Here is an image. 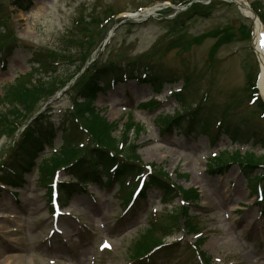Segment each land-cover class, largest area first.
Masks as SVG:
<instances>
[{"label":"rangeland","instance_id":"rangeland-1","mask_svg":"<svg viewBox=\"0 0 264 264\" xmlns=\"http://www.w3.org/2000/svg\"><path fill=\"white\" fill-rule=\"evenodd\" d=\"M10 1L0 0V16L6 23L0 33L5 61H0V101L9 85L26 79L21 77L30 72L35 49L61 51L70 45L63 40H72L73 53H77L79 44L96 33L94 41L99 50L108 30L128 12L148 7L152 1L157 3L39 0L30 12H25L15 10ZM247 1L264 5V0ZM161 4L168 3L158 2L155 6ZM209 7L208 18L194 17L176 31L164 22L177 12L173 8L165 18L158 15L139 23L127 20L108 45L104 61H139L150 56L160 63L168 78L162 81L160 94L153 93L148 84L128 82L101 94L94 107L106 123L113 124L114 136L121 139L128 134V141L144 166H151L152 172L169 173L187 192L197 190L199 206H188L197 226L192 233L198 231L201 235L200 251L209 264H264V201L250 192L249 180L239 165L226 168L224 174L210 170V160L219 153L239 151L264 156V118L257 104L249 107L250 77H256L260 66L252 36L246 37L244 28L253 32L254 22L243 17L235 4L213 0ZM112 13L120 14L102 28L99 22ZM186 77L191 79L189 86ZM181 89L188 105L198 104L201 108L199 124L191 130H163L159 122L162 114L182 112L179 98L173 96ZM259 93L264 101V93ZM59 98L49 103L46 112L55 121L60 120V111L67 115L73 106L68 94ZM152 98L159 103L154 109L141 107ZM43 104L40 101L36 109ZM5 106L7 109L10 104ZM240 107L241 112L236 110ZM0 109L3 110L1 105ZM130 110L132 119L141 124V132L136 127L128 130ZM222 115L228 116L227 120L223 121ZM14 140L8 135L0 137V163L11 153ZM63 145L58 134L40 152L44 169L54 163L53 151ZM257 173L264 176V169ZM63 179L66 176L62 173L60 180ZM44 183L41 168L37 167L22 176L16 189L0 187V250L6 251L8 263L131 264L133 246L155 224L154 236L165 237L164 243L180 242V247L172 254L156 255L153 264H200L199 257L188 249V245L196 243L198 234L181 230L183 218L174 229L175 225L167 219L172 206L162 203V193L156 188L148 187L137 207L125 211L119 191L123 187L118 182L109 181L108 186L92 183L87 193L76 197L63 215L54 218ZM130 185L134 189L137 183ZM133 189L125 196L128 200ZM180 203L178 200L176 207ZM171 230L173 237L164 236Z\"/></svg>","mask_w":264,"mask_h":264},{"label":"trees","instance_id":"trees-1","mask_svg":"<svg viewBox=\"0 0 264 264\" xmlns=\"http://www.w3.org/2000/svg\"><path fill=\"white\" fill-rule=\"evenodd\" d=\"M169 1L173 3L186 2V0ZM32 2L33 0H14L13 5L21 10H28ZM211 8L195 4L176 20L168 22V26L171 27V31H176L179 27L183 28L185 22L194 17L208 18ZM263 8L261 4H258L255 10L261 12L259 15L264 22ZM114 14L110 15L113 16ZM0 20L4 22L5 26L6 23L2 16H0ZM244 34L249 37V33ZM87 38V41L79 44L80 49L77 53H73L74 47L72 48V46L74 43L72 40H66V43L70 45L61 51L46 50L45 52L35 53V71L29 74L23 82L15 86H9L5 98L0 101L3 108V110L0 109V137L3 135L14 137L16 130L39 109H36V106L40 101L44 103L80 73L90 60L89 58L96 44L94 41L95 34ZM227 40H230V37ZM142 72L147 73L148 78L146 81L136 75V73L141 74ZM35 74H38L39 78L34 84L31 79ZM124 76L141 78L143 82H147L159 91L163 85L162 81L168 78L160 69V63L150 56L139 61L102 60L96 64L94 63L69 92L73 108L67 115H64L61 126H56L45 115H42L26 128L12 152L0 163V183L16 186L23 174L32 171L40 152L44 151L45 146L51 143L58 130L62 133L65 141L61 151L54 155L56 159L49 168L44 169L42 161L38 165L41 168L42 181L44 180L45 183L48 182L53 172L60 167H65L67 174L75 178L76 185L61 186L63 192L67 194L64 199L66 203L72 194L80 192V186H83L89 180H96L100 176L109 175V171L113 167L117 169L115 173L117 178L134 177L142 173L140 158L129 143L128 134H125L121 139L116 135L114 136L113 126L106 123L94 107L99 94L109 89L111 82L122 81ZM185 81L186 86L191 84L189 77H186ZM171 82L172 84L175 83L174 80ZM250 88L253 94L256 93L255 78L250 77ZM183 95L184 93L179 96V101L186 109L185 113L187 115L165 118L163 124L167 126V129L174 126L181 128L184 124L193 129L199 124L198 117L201 115V108L197 104L194 110L193 105H188L187 99ZM8 104L10 106L6 109L5 105ZM150 106L152 107L154 104L151 103ZM256 106L260 113H264V103L261 99L257 98ZM23 112H25L24 115ZM21 117L22 120L19 119ZM133 127H136L137 132H140L138 125L136 126L133 123L128 125V130ZM45 163L47 162L45 161ZM228 163L239 164L249 180L252 191L257 190L263 181V177L259 176L257 171L261 166L264 167V157H256L252 154L241 157L239 154L230 155L226 153L214 160L211 168L215 169L216 167L221 170L227 167ZM150 185L163 192V200L166 203L174 202L180 195L192 204L198 200L196 191L187 192L174 185L168 175L161 171L151 175ZM182 218L185 219V226L189 232L196 231L197 226L193 222L188 207L177 210L175 215L170 217L171 224L175 225L174 229L180 225ZM156 228L151 226L146 230L143 239L133 246L131 259H143L144 261V257L148 256L153 264L156 255L169 254L174 250V246H169L152 253L154 248L163 244V238H165L154 236ZM172 230L164 233V236L171 235ZM143 261L137 264H144ZM205 262L207 263V261Z\"/></svg>","mask_w":264,"mask_h":264},{"label":"bare ground","instance_id":"bare-ground-1","mask_svg":"<svg viewBox=\"0 0 264 264\" xmlns=\"http://www.w3.org/2000/svg\"><path fill=\"white\" fill-rule=\"evenodd\" d=\"M234 1H236L240 5L241 10L245 16L250 14L248 11L249 3L247 0H234ZM263 31H264V28L262 27L260 22L258 20H255L254 45H255V52L257 54L259 64H260V78L258 81V85L262 93H264V46L262 43ZM237 194L240 195L239 191H237ZM6 255H7L6 251L3 252L2 250H0V264H10L6 260Z\"/></svg>","mask_w":264,"mask_h":264}]
</instances>
